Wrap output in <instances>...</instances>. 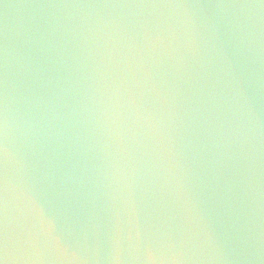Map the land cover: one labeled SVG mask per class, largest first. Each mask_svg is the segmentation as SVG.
Listing matches in <instances>:
<instances>
[{
  "label": "water",
  "instance_id": "obj_1",
  "mask_svg": "<svg viewBox=\"0 0 264 264\" xmlns=\"http://www.w3.org/2000/svg\"><path fill=\"white\" fill-rule=\"evenodd\" d=\"M2 264H264V0H0Z\"/></svg>",
  "mask_w": 264,
  "mask_h": 264
},
{
  "label": "snow or ice",
  "instance_id": "obj_2",
  "mask_svg": "<svg viewBox=\"0 0 264 264\" xmlns=\"http://www.w3.org/2000/svg\"><path fill=\"white\" fill-rule=\"evenodd\" d=\"M0 264H2V262H0Z\"/></svg>",
  "mask_w": 264,
  "mask_h": 264
}]
</instances>
